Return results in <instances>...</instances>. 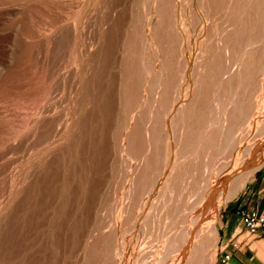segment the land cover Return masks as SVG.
Returning a JSON list of instances; mask_svg holds the SVG:
<instances>
[{"label": "bare ground", "instance_id": "obj_1", "mask_svg": "<svg viewBox=\"0 0 264 264\" xmlns=\"http://www.w3.org/2000/svg\"><path fill=\"white\" fill-rule=\"evenodd\" d=\"M104 1H48L0 264H215L219 211L264 161V0ZM211 149L227 162L182 182ZM161 208V245L126 239Z\"/></svg>", "mask_w": 264, "mask_h": 264}, {"label": "rangeland", "instance_id": "obj_2", "mask_svg": "<svg viewBox=\"0 0 264 264\" xmlns=\"http://www.w3.org/2000/svg\"><path fill=\"white\" fill-rule=\"evenodd\" d=\"M48 1L49 0H0V204L3 198L8 197L7 206L1 205L0 208V239L2 238L3 232L6 231H9L8 233L10 237H12V208L15 193L11 191V189L16 171L13 146L20 118L26 119V114L30 113L33 107L31 101L34 78L32 57L39 45H45L48 21ZM178 1L181 2L182 0ZM95 2L101 8L106 5L104 0H95ZM140 6L143 8V2ZM197 12L199 18L202 20L204 16L203 12L200 9H198ZM190 16L189 10L187 17L190 18ZM214 20L209 22L215 23L213 25L216 26L218 21L216 19L214 22ZM199 25V27L204 26V22H201ZM214 26L211 27L214 28ZM261 83L264 84V76L261 77L260 84ZM44 86L45 85H43V87ZM256 100L264 105V85L262 91L257 95ZM261 118L264 119V114ZM244 128L243 126L238 133L242 134ZM213 150L214 149H211L204 156H200L196 162L197 172H185L181 181H185V179H188L192 174H198V169L201 166L203 170L206 169V173L209 174L211 169L205 166L212 161L216 165H219L224 157V163L227 162L228 151L226 149H224V156L223 153H220L214 157ZM235 154L236 152L232 154L233 156L229 159L233 161ZM80 156L78 148L76 151L71 152V159L66 172L67 177L73 167L81 166ZM263 165L264 161L260 164L258 170ZM258 170L255 172L253 179L247 182L239 191L237 197L224 205L219 211L215 264H225L223 262L225 255L232 254V257H236V255H234L236 253L244 254L256 264H264V256L259 255L258 248V246H262L264 249V241H260L259 239L250 240L249 248L241 245L240 250L237 251H232L230 247L233 241L231 238L233 227L236 226L233 224L232 220L234 219L232 218L233 216L237 218L236 210L239 207L238 205L245 201L247 202V194L254 185ZM41 187L39 183L37 185L38 196L41 194ZM175 199H180L179 194H176ZM152 200L158 203L160 198H158L157 195H153ZM190 200H194V198L192 197ZM145 212L146 215H149V219L151 218L150 224L145 221H139L138 224L135 225L131 224L132 226L130 225L131 227L125 234V237L127 240L133 238L136 243L150 242L147 243V245L151 243V245H161V242L157 240V235L168 225L166 223H168L169 220L167 219L168 222L165 221L162 208L158 211L146 209ZM199 212L200 210L198 207L192 212V216H197ZM159 215L161 219L158 218ZM180 216L181 213H177L174 216V221L176 222L175 227L178 225L176 227L178 230H181L187 225L181 224ZM189 227L190 226L187 225L185 228ZM238 241H249V238L246 237V234L241 232L238 236ZM163 242L168 243L167 238H163ZM198 264L202 263L199 262Z\"/></svg>", "mask_w": 264, "mask_h": 264}, {"label": "built area", "instance_id": "obj_3", "mask_svg": "<svg viewBox=\"0 0 264 264\" xmlns=\"http://www.w3.org/2000/svg\"><path fill=\"white\" fill-rule=\"evenodd\" d=\"M236 216L239 220L241 227L237 237H235L230 244L232 251L240 250L243 247H250V240H263L264 241V210H257L255 208L240 207L236 210ZM243 232L249 241L239 242L238 236ZM232 259V254H226L223 262L227 263Z\"/></svg>", "mask_w": 264, "mask_h": 264}, {"label": "crops", "instance_id": "obj_4", "mask_svg": "<svg viewBox=\"0 0 264 264\" xmlns=\"http://www.w3.org/2000/svg\"><path fill=\"white\" fill-rule=\"evenodd\" d=\"M247 195V202L245 201L239 204L238 208L248 207L255 208L257 210H264V165L258 170L254 185L249 190V193ZM232 219H234L232 220L233 224L236 225L235 227H233V234L231 235V238L234 239L235 237H237V234L240 231V225L238 218H235V216H233ZM234 255H236V257H232V259L225 264H256L251 259L247 258L244 254L236 253Z\"/></svg>", "mask_w": 264, "mask_h": 264}]
</instances>
